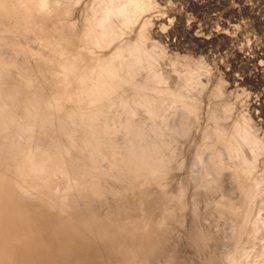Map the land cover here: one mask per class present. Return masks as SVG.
Instances as JSON below:
<instances>
[{
  "label": "bare ground",
  "instance_id": "bare-ground-1",
  "mask_svg": "<svg viewBox=\"0 0 264 264\" xmlns=\"http://www.w3.org/2000/svg\"><path fill=\"white\" fill-rule=\"evenodd\" d=\"M91 2L87 12H84L80 32L74 38H69L59 28V17L67 13L70 1L0 0V49L1 46L10 45L12 48L19 40L38 43L40 47L56 44L62 47L60 59L49 65L44 63L45 67L39 65L35 75L27 72L24 67L17 68V73L13 71L18 63L14 65L5 57L4 51L0 50V264L68 263L87 235L106 223L104 216L94 218L97 214L92 216L88 212L86 204L89 199L100 198L103 185L111 180L120 184L123 196L138 194L150 187L159 175L165 173L164 166L169 168L172 161L180 156V138L188 119L202 114L201 102L204 101L203 98L201 102L199 99L204 95L199 98L195 89L203 85L199 77L201 79V74L208 76L209 69H181L180 81L173 86L168 77L170 73L167 76L159 69L163 65H159L160 54L157 53L161 44L157 42L158 45H149L152 34L149 37L148 29L154 20H142V28L138 31L132 28L145 11L153 10L155 0ZM154 40L156 42V38ZM87 47L89 51H86ZM171 60V64H174L173 59ZM177 64L173 67H177ZM178 71L176 69L177 73ZM218 89V93H221V88ZM211 94L214 96V93ZM217 104L216 107L219 106ZM229 108H220L222 113L208 110L210 116L206 117H210L212 121L210 127L205 124L207 130L203 134L205 140H212L206 143L208 151L210 149L206 153L211 162H206L207 166L201 163L205 171L203 177H207V174L219 175L228 169L229 173L232 171V176L241 180L248 175L251 178L252 172L256 171L255 164L252 165L254 162L249 163L244 157L247 153L243 152V146L247 145L251 153L256 155L257 152L260 154V149H264V141L259 139L254 123L251 118L246 117L248 114L234 121L231 132H222L225 128L222 130L219 127L226 123L222 124L221 120H226ZM218 122L221 123L220 126ZM191 125L193 124L190 127ZM201 137H198L200 141ZM203 158L204 153L198 156L197 162L203 161ZM253 159L255 157L251 158ZM178 160L180 162V158ZM173 169L175 170L174 167ZM262 174L261 178L259 176L258 180L242 189L244 197H247L246 206L239 202L229 207L230 214H233L231 218L237 217L235 220L228 217L227 223L231 221V227L234 226L237 233L241 228L244 230L239 237L245 241L247 250L244 253L247 260L240 253L239 256L245 259L240 260V264L264 263V173ZM110 188L106 187L105 191ZM239 190L238 188L237 192ZM180 196L185 197L183 193ZM180 196L177 199L182 200L183 197ZM185 203L181 204L184 208L187 205ZM93 212L95 214L94 210ZM152 222L155 226L161 223L151 216H131L117 221L114 225L120 228L112 230L121 231L123 238L117 251L125 258L135 262L139 260L141 263L144 256H138V253L142 251L144 238L142 235L134 239L128 238V231L144 228ZM227 228L229 231L230 226ZM224 251L228 252L226 248ZM173 256L171 260L174 259ZM233 262L235 263L234 260Z\"/></svg>",
  "mask_w": 264,
  "mask_h": 264
},
{
  "label": "rangeland",
  "instance_id": "rangeland-1",
  "mask_svg": "<svg viewBox=\"0 0 264 264\" xmlns=\"http://www.w3.org/2000/svg\"><path fill=\"white\" fill-rule=\"evenodd\" d=\"M68 1H70V4L68 3L67 5V13L62 14L59 17L61 21V23H59V28H61V32L65 37L74 38L75 35L80 32V24L82 23L84 14L90 7L89 5L92 4V0ZM98 1L99 0H93L94 3ZM76 2L78 3L75 4ZM155 2L156 6L152 8L153 10L150 9V11H145L132 28L133 30L137 29L136 31H138L142 28L143 21L146 19L150 21L154 20L151 22V27L149 26L148 29L149 37L152 34L149 45H152V43L157 44V42H159L158 44H161L159 45L160 48L158 47L157 53L160 54L159 65H163H160L159 69L162 70L164 74L166 73L165 75L167 76L170 73L168 77L170 84L173 86H176L180 81L179 72H181V69L182 71H184L185 68L190 71L191 69H198V67L209 69L208 76L206 74H201L200 76H202V80L199 77L203 87L199 85V89H195V93H198L197 95L199 98L204 95V97L199 99L200 102L202 101V98L204 101L203 103L201 102L203 109V111L201 110L202 114L197 118L191 117L195 120L188 119V123L183 128V134L180 138V151L182 154L180 153V156L176 158L177 160L172 161V164L169 165V168H171L174 164L173 167L175 170L172 167V171L168 172L167 170L171 169L167 168V166L166 170L164 166L165 173L159 175L157 180L150 185V187L142 190L138 194L126 195L127 197L121 195L119 183L112 180L108 181L106 183L108 186L104 184V189L101 187L103 189L101 193L103 194H101L100 198L98 196V198L94 197L93 199H89L91 203L90 201L89 203L85 201V203L87 202L86 206L88 212L90 211L92 216L97 214L96 216H93L94 218L104 216L103 218L106 219V223L104 226L90 232L84 241H82V244L77 248L76 253L70 258V260L68 259L70 262L67 260L68 263L65 264H233V260L235 261L234 264H240V260H247L245 254V251L247 250H245V241H243V239L240 240L241 237H239L243 234L244 230L241 228L240 230L242 231L239 230L237 233L236 229H233L234 226L231 227L232 222L230 221V223H227L229 222V218L230 220H235L237 217L232 216L231 218V215L233 214H230L229 207L231 204H238L239 202L246 206L247 197L246 195L244 197V190L242 189H245L247 186H250L251 183L258 180L257 178L259 176L260 178L262 177L261 174L264 173V149H260V154L257 152L256 155H258L256 156L254 153H251L248 147H246L247 145L243 146L245 148V151L243 152H246L247 155H249L247 156L245 155L246 153H243L245 155L243 156L249 160V163L250 161H253L254 163L252 165L255 164L254 166H256V171L252 172L250 170L252 175L249 171L251 178L247 174L249 178L246 175L247 177H242L241 180L237 179L232 176V171L229 170L230 173L227 171L228 169H226L228 173L223 170L224 175L222 172L219 175L213 176L210 174L208 176L207 174V177H203L205 175V171L203 170L204 165L207 166L206 162L209 164L211 162V159L207 155L210 149L208 151L206 143L212 141L211 138L205 140L204 134L207 130L205 124L210 127L212 121H210V117H206L207 115L210 116L208 110L210 109V111L222 113L221 111L224 106L229 108L231 105L228 117L226 120H221L222 124H226L219 127V129L223 130L225 128L222 131L224 133L231 132V128L234 126L236 119L238 120V118L248 114L246 117L251 118L252 123H254L253 125L255 129H257L258 136L260 137L259 139H263L262 141H264V0H155ZM52 21L56 22L54 19ZM56 24L58 23L56 22ZM161 28L164 29V31ZM160 30H162V32ZM153 35H155V37ZM152 37L154 39L156 38V42H153L155 40ZM10 47L11 45L6 47L1 46L0 50L4 51V54L6 55L5 57L11 60L14 65L18 63L16 68L13 67V71L15 70L17 73V68L24 67L27 72L33 75L36 74L39 65H42L40 67H45L43 65L44 63L45 65H49L51 62H57L61 57L60 50L62 48L60 45L56 44L50 47L42 46V50V47H40L38 43H29L20 40L18 41V44L12 46L13 49ZM50 48L52 49V52L49 50ZM86 51H89L88 47ZM11 52H13V54H10ZM182 56L185 60L181 58ZM174 57L177 58V60ZM186 58L188 59L186 60ZM170 59H173L175 63L171 64L172 60L170 61ZM179 60L180 62H178ZM199 61H203V64L201 62L202 65L198 63ZM185 62L188 63V65H186ZM175 64H177V67L175 66V68L177 71L179 70L178 73L173 67ZM183 65H185V67ZM199 65H201V67ZM171 69H173V71ZM169 70L171 72H169ZM172 81H174V83ZM217 83L219 86H217ZM204 87H206V89ZM217 87L221 88V93H218L219 89ZM212 90H214V92H212ZM211 93H214V96L216 95V97L212 96ZM216 103H218V107H216ZM211 105L214 106L216 110H214ZM191 120L192 122H189ZM219 123L220 122L217 124L220 126L221 123ZM190 124L193 125L190 127ZM229 125L231 126L229 127ZM198 137H201V141ZM197 149L199 150V153H197ZM194 153L199 155L204 153L205 158H203V161L197 162L199 155H196L197 158H195L196 156ZM253 154L255 156H253ZM181 157L183 160H181ZM254 157L257 162L255 159L251 160V158ZM179 158L180 162L182 161L183 164L182 162H179ZM194 158L195 160H193ZM176 161L177 164L180 163L181 166L180 164H175ZM201 163L204 165H201ZM192 164L196 165L198 169ZM176 168H179V171L176 170ZM190 169H192L191 172ZM196 169L200 170L197 171ZM262 169L263 171H261ZM197 172H199V174ZM170 175L172 176L170 177ZM254 175L256 177H254ZM193 176H198L199 178L196 177L198 180ZM190 177L192 178L190 179ZM247 180H250V183ZM241 182H245V185ZM155 184L158 187H156ZM187 184L189 185L187 186ZM240 185L241 187H239ZM237 186L240 189L239 192H237ZM106 187L107 189L108 187H111L112 189L110 188L111 190H106V192ZM162 190L165 191L163 192ZM103 191H105L106 194ZM181 193H183L185 197L182 196V198L180 196ZM177 194L182 200L180 198L177 199V197H179ZM102 195L103 198H101ZM184 198L187 200H184ZM176 199L178 202H176ZM224 199L226 201H224ZM183 200L187 203L185 208L181 205L184 203ZM193 203H196L197 206ZM180 206L184 209H181ZM112 208L113 210H111ZM178 209L181 210L178 211ZM93 210L95 211V214H93ZM195 212L197 214L196 216ZM123 213L127 216H124ZM131 216L140 218L151 216L154 220L161 222L156 224V226L155 223L152 222L148 224L149 226L147 225L144 228L128 231V238L134 239L141 235V237L144 238V246L141 249L142 251L138 253V256H144L142 260L144 263H142V261L140 263L139 260L135 262L130 258H125L124 255L117 251V246L123 242V238H121V231H114L112 228H120L114 224L120 219H124L125 217L127 219ZM223 216L224 218H222ZM118 217L119 220L117 219ZM222 223H224L223 226ZM228 225L230 226V232L227 230ZM231 229L234 232L236 231L235 234ZM154 235L156 237H154ZM244 240H246V237ZM235 246L238 247L235 248ZM108 248L110 250H108ZM225 248L228 252L224 251ZM235 249L236 251H234ZM240 253L245 259H242L243 256L242 258L240 257ZM146 255H150L148 259L146 258ZM229 255H231V257ZM172 256L174 258L173 260H171ZM113 260H115V262ZM174 260L176 261L173 263Z\"/></svg>",
  "mask_w": 264,
  "mask_h": 264
}]
</instances>
